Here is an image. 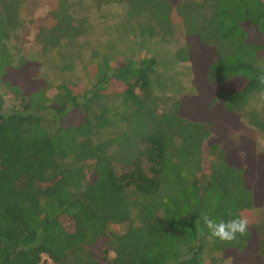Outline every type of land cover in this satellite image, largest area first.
Returning <instances> with one entry per match:
<instances>
[{"label":"trees","instance_id":"obj_1","mask_svg":"<svg viewBox=\"0 0 264 264\" xmlns=\"http://www.w3.org/2000/svg\"><path fill=\"white\" fill-rule=\"evenodd\" d=\"M22 1L0 0V264H264V214L252 216L264 151L229 137L241 120L264 139V0H115L142 41L181 28L172 60L189 65L194 90L182 97L156 93L174 82L154 58L112 67L105 44L82 67L92 82L63 80L48 97L22 53ZM43 2L28 21L40 57L81 51L86 19ZM61 57L48 68L69 70ZM203 213L246 217L248 230L211 238Z\"/></svg>","mask_w":264,"mask_h":264},{"label":"rangeland","instance_id":"obj_2","mask_svg":"<svg viewBox=\"0 0 264 264\" xmlns=\"http://www.w3.org/2000/svg\"><path fill=\"white\" fill-rule=\"evenodd\" d=\"M71 5L72 12L76 18L86 19L89 32L73 42L74 46L82 45V50L77 51L72 44H64L57 52H48L45 58L40 57V49L33 42L32 25L36 20L47 13V7L43 0H23L20 5V17L27 24L21 34L22 53L25 57L39 64L38 68L31 71L34 78L43 79L47 84L45 91L50 97L54 93V87L61 81L78 82L87 86L92 82L85 77L82 70L84 64L93 59L94 50L101 51L103 44L112 48L110 65L121 66L127 59H139L152 57L157 63L156 73L174 82L167 91L156 92L170 97H182L194 92L191 86V71L188 64L174 62L173 54L182 44V32L179 26L174 27L173 35L167 41L161 43L156 38L142 41L136 36V32L125 24L123 19L124 6L115 0H67ZM31 21L32 25L28 22ZM123 23V30L121 25ZM11 49V43H8ZM66 56L67 61L71 60L72 67L64 72L53 71L48 67L54 62L59 64L66 61L61 56ZM44 62V67L40 65ZM254 105H259L257 99L253 100ZM244 136L255 143L258 152L264 151V139L262 135L242 123L240 120L238 129L229 133L232 140ZM203 169L206 171V160L203 161ZM264 214V206L252 211L256 223L261 222ZM223 264H228L225 261Z\"/></svg>","mask_w":264,"mask_h":264},{"label":"clouds","instance_id":"obj_3","mask_svg":"<svg viewBox=\"0 0 264 264\" xmlns=\"http://www.w3.org/2000/svg\"><path fill=\"white\" fill-rule=\"evenodd\" d=\"M258 83L264 86V73L257 76ZM240 158H244V153H238ZM205 228L208 230L211 238L230 242L236 239L237 235H244L248 230V220L243 216H235L227 221L216 220L208 213L202 214Z\"/></svg>","mask_w":264,"mask_h":264}]
</instances>
